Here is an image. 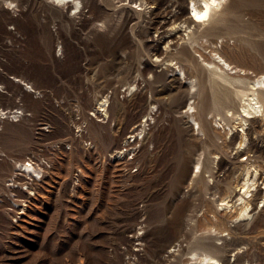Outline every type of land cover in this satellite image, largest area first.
Instances as JSON below:
<instances>
[{
    "label": "rangeland",
    "instance_id": "rangeland-1",
    "mask_svg": "<svg viewBox=\"0 0 264 264\" xmlns=\"http://www.w3.org/2000/svg\"><path fill=\"white\" fill-rule=\"evenodd\" d=\"M52 1L0 0V264H197V251L264 264V200L250 217L232 205L256 171L264 192V117L240 120L239 99L210 76V48L151 12L184 7ZM242 2L263 4L250 12L264 20V0ZM249 17L226 16L229 32L251 40L223 50L255 79L264 23ZM28 162L40 178L22 174Z\"/></svg>",
    "mask_w": 264,
    "mask_h": 264
},
{
    "label": "bare ground",
    "instance_id": "bare-ground-1",
    "mask_svg": "<svg viewBox=\"0 0 264 264\" xmlns=\"http://www.w3.org/2000/svg\"><path fill=\"white\" fill-rule=\"evenodd\" d=\"M71 1L72 2H76V8H79L80 5H78V4L82 3L80 0H53L52 2H53V4L55 6L59 7V3H61V2L70 3ZM119 1L122 2V0H119ZM158 1L159 0H150V3L157 4L156 2H158ZM174 1L176 3H179L184 8L182 9V11L180 13L174 15L172 18H166V15L170 14L168 11L165 12V14H163V15L162 14H157L155 12V10H151V12H153L155 17H157V18L159 16H160L159 17L160 19L164 18L163 20L165 21V23L169 24V23H173V22H179L181 24H185L187 26L186 28H189V31L187 32V36H188V39H189L188 41H190L189 44L191 45V47H193V44H199L203 49L210 48V52H211V56L210 57H212V59L209 58V59L206 60L207 64L212 65V68L210 67L211 68L210 69V76L213 77V79L215 80L214 81L215 83H220V84L222 83L224 85V87L228 91L233 93L239 99V102H240L239 105H240L241 109H238L235 112L239 113L238 117H239L240 120H256V117L259 116V115L264 117V73L261 74V76L257 75L258 76L257 78L252 79L251 76H250L251 74L249 72V69H244L238 64H233L234 62L231 61L229 59V57L224 54V50H223L225 48V46H227L228 43H230L231 39H235L236 41H240V42H242V41L249 42L251 40V38L249 39L248 37L241 36V35L235 36L236 34H232L231 32H229L228 30H230L231 27H228L227 23L230 20H227L226 16L228 14L232 13V12H239L241 17L242 16H250L249 17L250 21L256 23V19H257L258 24L261 25L260 22L264 23V20L257 18V16H253L251 14L252 12H250V11L259 10L258 8H261V6L263 4L260 3L258 5H252V4L251 5H248V4L245 5V3L242 2V0H174ZM104 2L105 3H110L111 0H104ZM134 2H135V0H131V3H134ZM9 3L12 4V1H10ZM185 6H186V8H185ZM152 7L154 8L155 5H153ZM253 12L255 13V11H253ZM205 14H206V17L204 19H198L197 18L198 16H204ZM124 15H125V13H124ZM126 20L129 22L130 21V17H127ZM104 22H105V26H106V23H107V26H108V24H109L108 22L109 21L106 20ZM259 25H257V26H259ZM203 26H204V28H203ZM263 29H264V27H263ZM94 33L96 35V32H94ZM239 53H241V52H239ZM205 55L206 54H204V56ZM205 57H207V56H205ZM263 60H264V57H263ZM190 64L192 66L195 64L193 58L191 59ZM174 80L177 81V88L183 87L184 83L180 80L179 76L174 77ZM23 84L25 85V90L26 91H29V92L33 91V88H32V86L30 84L24 83V82H23ZM129 88L131 90V86H128V89ZM194 88H195V84H194V82H192L191 83V90L187 89L186 91H184V92H186V96L187 97L192 96V91H193ZM200 93H202V91L201 92L199 91L198 95ZM107 103H108V99L107 98H103L101 100V102L99 103V108L106 107ZM193 103H195V102L194 101L189 102L186 112L191 114L189 116V118H191V120L195 121L197 119L193 115L195 113V107L196 106L193 105ZM103 108H102V110H104ZM7 113H8V111H4V110L0 109V119L9 117V116H7ZM10 113H11V111H10ZM231 113L234 114L233 111ZM106 117H107V115H106ZM11 118H12V120H15V121L18 120V119H15L14 116H11ZM218 120H221V118H219ZM188 123H189V125L191 127H193V124L191 122H188ZM195 123L198 124L196 121H195ZM198 128H199V126H198ZM193 129H195V128L193 127ZM254 129L255 128L252 127V128L248 129L245 132L242 131L243 133L240 134L241 140L243 141V138L245 139V135H250L254 131ZM236 137L237 136H235V138ZM243 145H245V144H243ZM257 166H255V167H257ZM19 167H20V171L22 172L23 175L24 174L30 175L31 177L34 175L35 176L34 179L35 178L37 179V178L41 177V175H40V177H37L41 173V169L35 167L34 164H32L31 162H28L27 164L20 163ZM23 167H24V169H23ZM243 169H244V167H243ZM257 172L258 171H256L255 176L253 175L254 176L253 178L250 175H248L247 179L245 178L246 180H245V183L243 185L245 187L244 190H242V188H240V190H242V193L241 194H237L236 193V195H238V198H237L236 202H233L232 205L240 206V211H238L240 217H246V216L250 217L249 216V212L251 210L249 211V206H250V203L252 201H255L256 199H260V200L262 199L261 201L264 200V196H263L264 192L260 188H258L259 185L256 186ZM22 177H23L22 175L18 176L17 180L15 179L12 184L14 185L18 180L19 181H23L24 178H22ZM25 183L26 182H24L23 184H25ZM252 187H253V189H252ZM248 193H249V195H247ZM227 199L224 200V202H223L224 204H222V205H225V206L228 207L229 201ZM254 203H256V202H254ZM237 207H235V208H237ZM246 224H248V223H246ZM220 228H218V229H220ZM223 230H225V229L223 228ZM208 247H212V246L209 245ZM219 249H221V247ZM192 257H193L192 260H194L193 262L197 263V264H219V260L217 258H215L213 255H211L210 253L206 252V251L194 252ZM228 263H230V262H228Z\"/></svg>",
    "mask_w": 264,
    "mask_h": 264
},
{
    "label": "built area",
    "instance_id": "built-area-1",
    "mask_svg": "<svg viewBox=\"0 0 264 264\" xmlns=\"http://www.w3.org/2000/svg\"><path fill=\"white\" fill-rule=\"evenodd\" d=\"M21 112L19 110L14 109L12 113H10L11 116H18Z\"/></svg>",
    "mask_w": 264,
    "mask_h": 264
},
{
    "label": "snow or ice",
    "instance_id": "snow-or-ice-1",
    "mask_svg": "<svg viewBox=\"0 0 264 264\" xmlns=\"http://www.w3.org/2000/svg\"><path fill=\"white\" fill-rule=\"evenodd\" d=\"M206 17V14L204 16H198V19H204Z\"/></svg>",
    "mask_w": 264,
    "mask_h": 264
}]
</instances>
